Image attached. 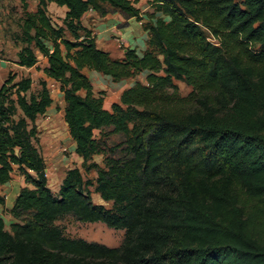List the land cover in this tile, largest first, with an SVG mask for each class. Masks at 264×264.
Segmentation results:
<instances>
[{"label":"trees","instance_id":"obj_1","mask_svg":"<svg viewBox=\"0 0 264 264\" xmlns=\"http://www.w3.org/2000/svg\"><path fill=\"white\" fill-rule=\"evenodd\" d=\"M32 1L33 11L22 4L13 63L59 85L74 152L96 177L75 167L49 189L36 147V120L52 104L47 82L33 91L30 77L9 72L0 85V186L14 172L26 186L5 211L8 231L0 217V264H264V0H146L145 49L121 59L97 47L81 18L108 7L141 22L130 0ZM48 4L66 9L60 24ZM83 70L143 80L105 109ZM112 135L122 141L109 145ZM92 187L110 208L93 203ZM68 215L124 231L122 244L66 236L55 223Z\"/></svg>","mask_w":264,"mask_h":264},{"label":"rangeland","instance_id":"obj_2","mask_svg":"<svg viewBox=\"0 0 264 264\" xmlns=\"http://www.w3.org/2000/svg\"><path fill=\"white\" fill-rule=\"evenodd\" d=\"M235 1L239 3L241 2V0ZM24 2L28 6V11L35 10L36 2L31 0H11L8 5L9 13L6 16L5 23L0 29V85L6 79L7 74L12 72L16 74V80L20 77H30L33 82L32 90L36 91L39 89L37 85L39 80L37 71H29L23 68H18L13 64L14 60H16V53L21 47H23L22 43L18 39V36L20 34L19 26L21 16L23 15L22 4ZM130 2H132L134 6L140 10V12L141 10L147 8V10L142 14L145 15V17L147 12H152L149 4L144 0H130ZM46 12L47 15L57 23L60 22L63 16L61 11L56 10L49 4L46 7ZM106 12V16H117L116 19H119V17L122 16L126 19L124 15L108 7L106 8ZM2 68L5 69L3 70ZM11 68L12 70H10ZM135 80L142 81L143 77H138ZM135 80H131L129 84L132 85ZM90 81L92 82L93 93L98 95L99 92H102L103 97L106 98V102L114 101V98H116L120 90V87H118V89L108 77H100L97 80L91 79ZM127 81L129 80L121 82ZM175 84L178 86L179 94L181 96L184 97L190 93V87L186 86L184 83L175 82ZM47 88L50 96L56 102L58 91L55 90L52 84H48ZM105 106L107 107V105L104 104V107ZM36 126L39 131V139L36 147L39 149L45 161L47 185L53 193H55L59 187L60 177L65 174L67 170L75 167L81 170L85 179L94 180L96 177L95 172L91 171L88 174H85L81 169L82 161L74 152L75 145L68 135L66 125L63 121V114L61 115L58 113V108L49 111L48 114L43 117H39L36 120ZM120 141H122V137L118 135H112L108 139L109 145L119 143ZM93 161L98 163L100 166L103 165L102 156L93 157ZM53 162H55L56 166ZM25 186L26 184L24 183L23 177L16 172L12 174L11 181L9 183L3 185V187L0 186V196H3L5 200L4 206H0V217L4 221L5 229L7 231L10 227L11 218L5 213V211L10 206V202L15 194ZM89 190L91 192L93 203L104 205L106 208L111 207V203H104L101 201L99 195L93 192V187ZM55 224L59 226L68 237L80 238L85 241L99 243L107 247H119L124 239V231L108 229L102 223H81L70 215L61 218Z\"/></svg>","mask_w":264,"mask_h":264},{"label":"crops","instance_id":"obj_3","mask_svg":"<svg viewBox=\"0 0 264 264\" xmlns=\"http://www.w3.org/2000/svg\"><path fill=\"white\" fill-rule=\"evenodd\" d=\"M144 1L147 2L146 0H144ZM49 5L53 6L56 10L61 11L63 13L62 18L64 17V13L66 11L65 8L57 7L54 4H49ZM146 10H147V8L144 10H141V12H140L141 17H143V20L141 22L136 21V19H134V18L124 19L122 16H120L119 19H116L117 16H111V15L101 17V16L97 15L96 12L90 10L82 16L81 23L84 27L91 29L93 31V34L95 35V38H96V45L99 49H102L103 51L109 53V55L113 59H121V58H123L124 53L127 49H134L137 54H141L142 51L145 49V42L147 40V33L142 28V22H146L147 19H146L145 15H142V14ZM58 23L60 24V22H58ZM38 65L41 68L44 67L46 65V60L39 57ZM15 66L18 67L17 65H15ZM18 68H22V67H18ZM2 69L4 70L5 68H2ZM23 69H25V68H23ZM10 70H12V68ZM25 70L37 71V73L39 75V79L45 80L47 82V86H48V84H52L53 87L55 88V90L58 91V95L56 96V102L51 97L52 98V104L47 109V111L44 115L48 114L49 111H52L55 108H58V113L62 115L63 114V108H64V102H63V95L59 91V85L56 82H54L53 80L47 79L41 70L38 71L35 68H30V69H25ZM83 72L88 77L91 76L89 78H91L93 80H97L100 77H104V76H102L96 72H93V71L83 70ZM130 82H131V80H129L127 82L114 83L117 86V88L120 87V90H119L116 98H114V101H111V102L107 101L106 102V98H104L103 104L107 105V107L106 106L104 107L105 109H109L110 105L112 103L118 102V99H119V96H120L122 90L131 86L129 84ZM53 163L56 166L55 162H53ZM64 175L65 174H63L59 179V186L61 184V181H62ZM57 190H56V192H57ZM17 193L12 198V200L10 202V206L8 208H10L12 206V203H13L14 198L16 197Z\"/></svg>","mask_w":264,"mask_h":264},{"label":"built area","instance_id":"obj_4","mask_svg":"<svg viewBox=\"0 0 264 264\" xmlns=\"http://www.w3.org/2000/svg\"><path fill=\"white\" fill-rule=\"evenodd\" d=\"M11 0H0V29L1 26L5 23L6 16L8 15V5Z\"/></svg>","mask_w":264,"mask_h":264}]
</instances>
